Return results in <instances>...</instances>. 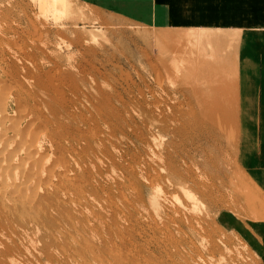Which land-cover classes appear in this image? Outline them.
I'll return each mask as SVG.
<instances>
[{"label":"rangeland","instance_id":"rangeland-1","mask_svg":"<svg viewBox=\"0 0 264 264\" xmlns=\"http://www.w3.org/2000/svg\"><path fill=\"white\" fill-rule=\"evenodd\" d=\"M62 2L54 4L65 10L58 16L37 0H0L1 65L31 42L70 52L52 82L67 88V72L88 82L78 84L88 98L67 90L64 97L73 99L76 120L101 119L95 169L117 207L113 231H120L106 243L98 227L75 233L66 225L68 239L51 244L49 254L29 263L28 253L1 257V264H264V0ZM35 19L45 20L49 36L19 39ZM220 93L225 118L216 122ZM177 127L184 134L173 136ZM178 161L192 172L191 197L165 178V164ZM64 166L69 174L77 168ZM107 194L83 191V198L103 202Z\"/></svg>","mask_w":264,"mask_h":264},{"label":"bare ground","instance_id":"bare-ground-1","mask_svg":"<svg viewBox=\"0 0 264 264\" xmlns=\"http://www.w3.org/2000/svg\"><path fill=\"white\" fill-rule=\"evenodd\" d=\"M57 1L60 3L63 0H37L40 9H43L41 5L52 6L54 12L51 15L65 11L55 10L54 4ZM42 14L39 15L44 17L46 13L42 11ZM57 15L52 17L57 18ZM37 20L31 23L29 36L16 33L17 37L24 41L28 37L32 38L31 35L39 34L40 31L45 36H49V31L44 28L45 20L43 22L41 19ZM59 49L58 46L51 48L45 44L39 47L35 42H31L27 48L16 52L11 51V55L5 58L3 65H1L0 50V264L1 257L13 261L18 255L28 253L29 256L27 255L25 259L29 263L30 260L42 258L43 254H49L50 249H53L51 244L58 245L68 239L69 232L66 231V225L71 232L75 233L80 229L98 227L103 231L106 243L110 235L118 237L120 231L116 229L113 231L115 225L111 223L110 217L118 213L117 207L111 203L112 196L107 194L103 186H100L101 176L95 169L96 162L99 160L97 151L103 148V144H100L101 138L96 136L101 119L86 115L80 121L76 120L72 111L73 99L70 101L64 97V92L67 90L70 95L77 94L88 98V90L82 91V87L78 86L80 83L81 86H88L83 75L77 78L73 73H65L64 78L68 80L69 85L67 84V88L64 87L61 90L55 82H52L53 79L61 78L62 75L58 69L66 54L70 53H62ZM75 67L78 69L80 65L77 64ZM215 67L213 71L217 70L218 65ZM188 71L190 73L192 70L188 69ZM49 77L52 79L50 80ZM217 79L219 80L216 82L222 85L224 78ZM92 80H95L94 77ZM215 91L213 92L217 93ZM62 94L61 100L57 101L56 95ZM102 100L101 104H104L102 106L105 110L108 106L105 104L104 96L101 97ZM95 101L100 104L97 100ZM214 101L219 113L213 119H216V122H222L225 118V98L220 93ZM235 107L237 120L240 121L239 107L237 105ZM110 119L112 120V117ZM158 128L160 132L168 133V126ZM185 131L177 127L171 132L173 136H180ZM84 133L89 135H83ZM63 152H65L64 155ZM167 158L166 156L165 160ZM77 159L78 164L75 163ZM65 161L68 164L69 161H73L74 166L77 167L71 169L70 174L65 172ZM59 163H63L62 169ZM121 165L123 172L127 174L136 171V166ZM78 168L81 174L78 173ZM88 168L90 174L83 172ZM163 170H165V178L171 180L175 186L184 189L187 197H191L186 191L189 190L186 189L189 184H194L189 168L183 169L180 164L171 166L166 163ZM100 190L107 194L103 202L94 199L84 200L83 191ZM39 240H44V243L37 246ZM106 243L104 241L101 246Z\"/></svg>","mask_w":264,"mask_h":264}]
</instances>
